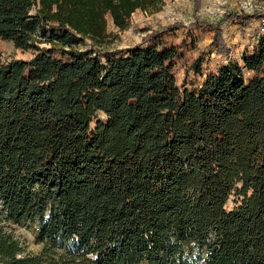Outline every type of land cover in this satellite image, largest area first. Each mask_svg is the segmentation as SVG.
<instances>
[{
  "label": "trees",
  "instance_id": "1",
  "mask_svg": "<svg viewBox=\"0 0 264 264\" xmlns=\"http://www.w3.org/2000/svg\"><path fill=\"white\" fill-rule=\"evenodd\" d=\"M167 1L0 0V41L34 52L0 51V264H264V32L241 62L224 32L260 15L210 20L190 0L189 24L107 48L109 18L125 30ZM201 28L228 62L179 83V46L162 38ZM7 221L35 225L42 253L22 255Z\"/></svg>",
  "mask_w": 264,
  "mask_h": 264
},
{
  "label": "rangeland",
  "instance_id": "2",
  "mask_svg": "<svg viewBox=\"0 0 264 264\" xmlns=\"http://www.w3.org/2000/svg\"><path fill=\"white\" fill-rule=\"evenodd\" d=\"M241 0H201L202 6L199 13L210 20H218L220 15L226 11H238L237 4ZM194 3L190 0H168L165 7L158 13L150 14L145 11L136 12L130 25L125 30H120L113 25L112 19H108V31L111 33V40L107 44V48L111 51L119 49H127L140 43L143 37L149 32L147 27H157L160 24H170L175 21H183L189 24L193 19ZM225 37L232 49L231 59L241 62L242 55L245 51H252L256 45L257 37V21H254L246 34H241L239 24L228 22L224 26ZM212 34L206 28L199 31L195 29L174 30L163 36L162 40L165 44H177L179 46V58L176 63L177 79L182 83L184 78L188 83H199L210 72L218 69L221 65L228 62L224 56H218L213 51L204 52V49L211 41ZM181 41V42H180ZM40 47L49 46L48 43H40ZM97 46L89 39H86L79 45L80 49H92ZM1 60L9 61L12 59H29L33 57L32 50H23L17 48L11 41H0ZM204 52V53H203ZM203 53V54H202ZM202 54L203 74L199 75L192 70L191 64ZM189 70V71H188ZM186 71L188 72L186 77ZM247 80L253 77V72H246ZM0 199V212H1ZM235 204L234 196L228 202L231 208ZM8 231L20 241L22 246V255L24 254H40L44 250L45 243L38 237L35 225L26 226L14 222H3ZM58 247L56 255L62 254L66 250L65 246ZM197 250L190 252L191 259L195 258ZM85 264V263H84ZM201 264V263H198Z\"/></svg>",
  "mask_w": 264,
  "mask_h": 264
},
{
  "label": "built area",
  "instance_id": "3",
  "mask_svg": "<svg viewBox=\"0 0 264 264\" xmlns=\"http://www.w3.org/2000/svg\"><path fill=\"white\" fill-rule=\"evenodd\" d=\"M237 10L248 14H259L258 33L264 32V0H241L237 4Z\"/></svg>",
  "mask_w": 264,
  "mask_h": 264
},
{
  "label": "crops",
  "instance_id": "4",
  "mask_svg": "<svg viewBox=\"0 0 264 264\" xmlns=\"http://www.w3.org/2000/svg\"><path fill=\"white\" fill-rule=\"evenodd\" d=\"M138 11H141V10H138ZM138 11H137V12H138Z\"/></svg>",
  "mask_w": 264,
  "mask_h": 264
}]
</instances>
